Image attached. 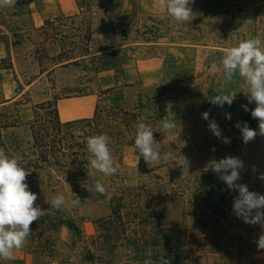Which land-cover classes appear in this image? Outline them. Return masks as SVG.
Instances as JSON below:
<instances>
[{
	"label": "rangeland",
	"instance_id": "374dc122",
	"mask_svg": "<svg viewBox=\"0 0 264 264\" xmlns=\"http://www.w3.org/2000/svg\"><path fill=\"white\" fill-rule=\"evenodd\" d=\"M44 1L0 7V102L13 98L0 106L7 107L0 114L17 113L22 123L1 131L2 140L8 143L6 154L26 162L31 124L54 122L53 109L36 112L35 105L95 93L96 105H113L123 97L125 107L132 108L140 90L154 87L161 93L154 148L171 153L172 162L148 165L135 145L122 143L118 151L111 152L114 166H118L115 175L91 173L112 194L110 201L67 185L37 195L35 205L44 213L72 220L80 236L66 225L56 231L34 228L24 246L14 250L13 259H0V264H143L156 253H172L179 259L176 264H264V249L256 244L262 233L260 225L244 223L233 214V198L238 192L229 190L209 163L226 156L240 158L244 167L238 183L264 195V180L260 179L264 175V136L243 143L236 122H247L258 131V120L242 107L249 109L242 93L246 88L238 75L221 89L220 63L225 50L239 42L257 37L264 41V0H194L190 5L194 17L189 23L169 17L157 0H72V13L33 26L27 16ZM53 7L49 6L50 13ZM104 30L120 39V47L114 51L115 69L96 73L89 58L78 64L65 61L88 50L90 35ZM222 90L236 98L230 106L219 108L209 99ZM204 112L230 143L209 131ZM225 113L231 114L230 120ZM161 120H175V129L161 131ZM82 126L60 128L65 151H71L67 145L82 135ZM9 141H15L17 148ZM185 166L189 174L183 175ZM77 168L71 165L66 174L53 175L57 179L81 178ZM139 186L161 187L165 193L157 201L152 219L143 225H125L126 231L117 229L106 219L118 209L129 221L126 212L131 201L125 193ZM57 194L65 197L59 209L50 206ZM124 232L131 241L138 233L147 236L138 251L128 247ZM43 246L45 249L38 248ZM88 252L98 258L86 261Z\"/></svg>",
	"mask_w": 264,
	"mask_h": 264
},
{
	"label": "clouds",
	"instance_id": "9594fccd",
	"mask_svg": "<svg viewBox=\"0 0 264 264\" xmlns=\"http://www.w3.org/2000/svg\"><path fill=\"white\" fill-rule=\"evenodd\" d=\"M161 10L177 22L189 23L194 15L190 5L194 0H157ZM17 0H0V7H15ZM163 19V17H161ZM223 67V83L221 89L229 85L238 75L242 86L246 91L242 92L249 103H254L251 110L247 105H242L245 111H250L251 117L258 120V131L249 127L247 122L237 121L235 127L240 130L243 143L253 141L257 135L264 136V41L260 38H250L239 42L237 46L225 50L220 61ZM236 94L226 93L213 96L209 102L216 107L223 108L225 104L231 105ZM227 119H231L230 113H225ZM202 118L208 121V129L223 143H230V138L224 137L219 125L214 119L209 118V113H202ZM145 117H140L136 125L135 149L146 164L172 162V154L161 152L154 148L157 144L154 131L151 126L144 123ZM175 120H161L160 129L167 133L175 129ZM110 137L99 134L86 138L87 149L91 153L89 167L105 176H112L118 172V166L112 157L109 142ZM215 149H213L214 151ZM210 167L218 174L227 188L238 192L233 198L232 211L235 216L244 223L260 225L262 233L256 241L259 249H264V195L250 191L248 186L238 183L240 172L244 167L243 161L235 156H226L219 160H211ZM189 174L187 166L183 168V175ZM29 172L19 166L15 158L9 157L3 148H0V259L12 260L14 250L21 249L31 235V225L37 222L43 215L39 205H35L38 199L25 182ZM264 180V175L260 176ZM91 193L110 201L112 194L107 191L100 182H95L87 187ZM49 203V201H45ZM65 204V197L57 194L50 201L53 208H61ZM143 264H171L170 258L160 256L157 259L148 258Z\"/></svg>",
	"mask_w": 264,
	"mask_h": 264
},
{
	"label": "trees",
	"instance_id": "16d2710c",
	"mask_svg": "<svg viewBox=\"0 0 264 264\" xmlns=\"http://www.w3.org/2000/svg\"><path fill=\"white\" fill-rule=\"evenodd\" d=\"M33 1L34 0H17L16 4L26 5ZM90 30L91 28L88 29V31ZM85 58H89V62L92 66L91 69L96 73L116 68L114 51L101 54H91L89 53V50H86L79 56L66 59L65 61H70L72 64H78L80 60ZM61 62L62 61H59L57 63ZM136 97V101L132 108H126L123 97H120L119 102L116 104L105 106L96 105L94 113L90 118L69 122H61L59 120L56 107L57 102L53 103L51 101H45L41 104L35 105L34 109L36 112L44 108L53 109L55 120L54 122H51L50 125H38V123L36 124L35 122L31 124L33 132L32 142L28 148L29 155L25 156V158L28 159L26 162L24 160L18 161L19 166L29 172L25 181L28 184L29 189L37 195L41 192H54L58 187H64L66 185L73 190L81 189L82 191H87V187L96 182L91 174L95 169L90 168L88 163L91 153L87 149V137L99 134L108 135L111 138L109 142L110 151L115 152L118 151V147L122 143L134 145L136 125L139 122L140 117H145L144 123L151 126L152 129L155 127L159 118H161L159 107L161 93L157 91L156 88L149 87L146 90H140ZM13 104L15 106L18 105L17 102H14ZM248 106L250 110L255 107V104L248 102ZM6 109L7 107H1L0 110L6 111ZM248 112L250 113V111L246 112L247 115ZM73 124H82L84 129L82 130V135L75 136L73 141L67 145V148L71 149V151H65L64 146L66 145L64 142L66 139L59 135V130L62 126H70ZM21 125L22 123L17 113H14L12 116L8 115V113L0 114V148H3L5 152H7L8 143L2 140L1 131L10 128H17ZM12 142H14V144ZM9 143L17 148L15 141H9ZM74 147L80 151H74ZM71 165L78 166L77 170L78 173H80L79 176H81V178L57 179L54 177L53 173H59L60 175L66 174ZM40 174L44 177H40ZM164 193L165 191L161 187L156 189H149L140 186L128 188L125 194H127L131 201L130 209L126 212L129 221L124 219V216L118 209H113L109 218L106 220L113 222L117 229L119 228L120 230L125 231V225L128 226L133 223L143 225V222H145L146 219H152L154 207ZM98 222H102V220ZM62 225H66L69 229L73 230L80 236L81 232L72 220H64L51 213H43L39 220L34 222L30 227L31 231L34 228H41L46 231H56V229ZM124 234V240L126 244H128V247L137 251L139 250L141 243H143V239L147 237H142L138 233L133 241H131L132 237L128 236L125 232ZM156 235L157 234H155V236L153 235V237L156 238ZM29 237H31V235ZM29 237L27 240H29ZM46 242H48V240ZM38 248H41L40 250H42V248L45 249L44 246ZM88 254L90 255L89 257H86V261H93L95 258H98L95 257L93 253L88 252ZM160 256H167L170 258L171 264H176L179 261V259L172 253H156L154 259H157Z\"/></svg>",
	"mask_w": 264,
	"mask_h": 264
},
{
	"label": "crops",
	"instance_id": "0c3cea01",
	"mask_svg": "<svg viewBox=\"0 0 264 264\" xmlns=\"http://www.w3.org/2000/svg\"><path fill=\"white\" fill-rule=\"evenodd\" d=\"M50 5H54L52 13L49 10ZM72 9V0H46L27 18H30L33 26H44L49 17L66 16L72 13ZM93 27L94 24L90 26L91 31ZM119 47L120 39L113 32L108 30L96 31L95 35H90L88 50L91 54L115 51ZM12 99L0 102V106L10 103ZM96 104L97 96L95 93L59 100L56 105L58 118L61 122L90 118L94 113Z\"/></svg>",
	"mask_w": 264,
	"mask_h": 264
}]
</instances>
